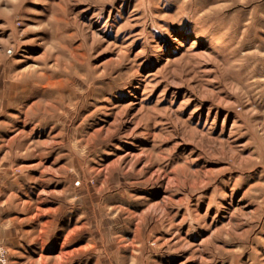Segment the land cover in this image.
I'll return each instance as SVG.
<instances>
[{
	"label": "rangeland",
	"instance_id": "rangeland-1",
	"mask_svg": "<svg viewBox=\"0 0 264 264\" xmlns=\"http://www.w3.org/2000/svg\"><path fill=\"white\" fill-rule=\"evenodd\" d=\"M0 264H264V0H0Z\"/></svg>",
	"mask_w": 264,
	"mask_h": 264
}]
</instances>
